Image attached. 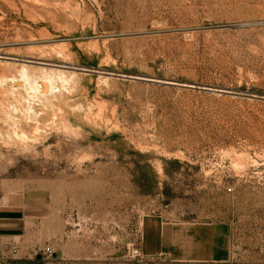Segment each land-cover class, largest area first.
Masks as SVG:
<instances>
[{
  "label": "rangeland",
  "instance_id": "rangeland-1",
  "mask_svg": "<svg viewBox=\"0 0 264 264\" xmlns=\"http://www.w3.org/2000/svg\"><path fill=\"white\" fill-rule=\"evenodd\" d=\"M23 66L68 84L10 93ZM2 198L43 264H264V0H0Z\"/></svg>",
  "mask_w": 264,
  "mask_h": 264
},
{
  "label": "crops",
  "instance_id": "crops-1",
  "mask_svg": "<svg viewBox=\"0 0 264 264\" xmlns=\"http://www.w3.org/2000/svg\"><path fill=\"white\" fill-rule=\"evenodd\" d=\"M21 198L0 199V264H43L36 258V247L29 242L27 217ZM181 225L149 223L146 241L155 255H167L176 262L195 261L203 254L195 247H184L185 230Z\"/></svg>",
  "mask_w": 264,
  "mask_h": 264
},
{
  "label": "bare ground",
  "instance_id": "bare-ground-1",
  "mask_svg": "<svg viewBox=\"0 0 264 264\" xmlns=\"http://www.w3.org/2000/svg\"><path fill=\"white\" fill-rule=\"evenodd\" d=\"M25 63H27V61H25ZM35 64L44 65L42 62H37ZM47 66L54 67V65H47ZM56 75L59 76V79L63 83V86L68 84V81L65 79V77L61 73H54L53 70H46V69L42 68L40 73L37 76V75L31 73V71L29 72L26 69V66H23L22 70L19 73L18 80L12 82V85L9 86L10 87L9 91H10V93L11 92H18L22 87H24L27 90H29L27 92L30 93L31 99H34V97H36L38 100H40V101H42L44 103L47 102V101L49 102V100L51 98H56L57 95L60 96L62 94L61 91L63 89L62 90H60L59 88L57 89V87L55 85V83H56L55 76ZM13 79H15L14 76H13ZM16 83H19V84H16ZM25 100L23 98L22 99L20 98L18 100V105L19 106L17 105L18 107H12L11 109H13V111L17 112V110H19L18 108H22L23 107L22 104L26 105V101ZM4 109L5 108H3V110ZM4 111H3V113H4V123L8 124L12 120V117L10 115L11 113H9L8 110L6 112H4ZM24 112H25L24 115L27 116V118L33 119L34 121H36V123H38L39 115L37 116V114L34 113V110H33V108L30 105V100L27 102V106H26ZM9 126H10V124H9ZM36 127H35L34 131L38 130V128H36ZM21 134L24 135V132H21Z\"/></svg>",
  "mask_w": 264,
  "mask_h": 264
},
{
  "label": "built area",
  "instance_id": "built-area-1",
  "mask_svg": "<svg viewBox=\"0 0 264 264\" xmlns=\"http://www.w3.org/2000/svg\"><path fill=\"white\" fill-rule=\"evenodd\" d=\"M38 252H40L42 256H46V257L52 255V250L49 246H47L42 250H39ZM133 253L136 255L137 251H134Z\"/></svg>",
  "mask_w": 264,
  "mask_h": 264
}]
</instances>
